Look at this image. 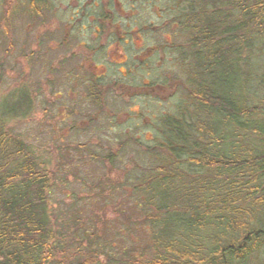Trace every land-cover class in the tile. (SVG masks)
<instances>
[{"label": "rangeland", "instance_id": "obj_1", "mask_svg": "<svg viewBox=\"0 0 264 264\" xmlns=\"http://www.w3.org/2000/svg\"><path fill=\"white\" fill-rule=\"evenodd\" d=\"M31 1L0 5V103L16 107L26 95L5 128L30 146L51 176L49 214L58 233L52 264H134L148 234L124 183L150 168L144 149L152 144L153 124L184 98L185 77L175 51L180 47L56 43L68 39L63 29L86 38L90 32L81 24L97 12L112 24L107 28L128 33L130 43L186 44L188 36L172 26L180 5L178 0H40L45 5L36 17ZM78 10L89 15L63 28ZM156 24L162 36L145 29ZM260 50L254 48L247 70L256 101L264 98Z\"/></svg>", "mask_w": 264, "mask_h": 264}, {"label": "trees", "instance_id": "obj_2", "mask_svg": "<svg viewBox=\"0 0 264 264\" xmlns=\"http://www.w3.org/2000/svg\"><path fill=\"white\" fill-rule=\"evenodd\" d=\"M39 2L31 1V15H40ZM181 2L188 40L175 51L184 98L153 124L144 149L150 168L124 183L148 234L133 262L261 264L264 98L256 101L247 70L255 47L264 57V0ZM20 97L16 107L0 103V264H52L58 233L49 214L51 176L5 128L24 107Z\"/></svg>", "mask_w": 264, "mask_h": 264}, {"label": "flooded vegetation", "instance_id": "obj_3", "mask_svg": "<svg viewBox=\"0 0 264 264\" xmlns=\"http://www.w3.org/2000/svg\"><path fill=\"white\" fill-rule=\"evenodd\" d=\"M50 1V0H49ZM182 0L175 1L176 6H179V11L175 15V21L172 22V26L178 29V31H181L184 35H187V31H184L179 23V16L180 14V8ZM48 2V1H47ZM99 5V2H95V7L97 8ZM50 15V13L48 12ZM93 17L90 21L84 20L82 22V30H88L90 32L89 35L81 38H76L77 35L72 34L69 32V30H64L62 36L67 37L68 39H61V42L56 43L57 47H187L186 44H178V43H166L164 40L157 43V44H144V43H130L128 40V33L122 32L119 29H116V31H113L111 28H107L108 26H112L110 22H108L105 19L108 18H101L100 13L94 12L92 13ZM89 14L86 13V11L78 10L77 12H74L70 20L63 25V28L69 29V22L77 21V20H83L85 17H87ZM34 16L38 17V13L34 14ZM165 24V23H164ZM160 24L152 25V26H146L145 29H147L148 34L150 35H161L160 33ZM141 29H138L137 37L141 34ZM143 36V34H141ZM91 36V40L88 39V37ZM172 37V35H169ZM52 37H54V34H52ZM114 38H118L115 40ZM139 38V37H138Z\"/></svg>", "mask_w": 264, "mask_h": 264}]
</instances>
